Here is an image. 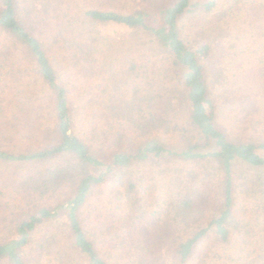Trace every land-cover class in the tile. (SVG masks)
<instances>
[{
  "label": "trees",
  "instance_id": "obj_1",
  "mask_svg": "<svg viewBox=\"0 0 264 264\" xmlns=\"http://www.w3.org/2000/svg\"><path fill=\"white\" fill-rule=\"evenodd\" d=\"M221 4L107 0L83 10L86 24L146 36L152 56L130 51L117 63L120 51L102 49L94 31L77 33L61 1L0 0V36L15 47L0 50V264H66L61 250L52 259L58 235H38L61 218L84 264H213L208 250L264 224V137L250 111L224 116L223 42L196 40L183 26L189 14L226 17L234 6ZM256 70L249 110L264 96V60ZM71 74L86 86L77 95ZM43 130L53 143L36 144ZM162 161L181 164L176 188L150 202L133 168ZM241 198L253 222L238 214ZM247 258L264 264V254Z\"/></svg>",
  "mask_w": 264,
  "mask_h": 264
},
{
  "label": "rangeland",
  "instance_id": "obj_2",
  "mask_svg": "<svg viewBox=\"0 0 264 264\" xmlns=\"http://www.w3.org/2000/svg\"><path fill=\"white\" fill-rule=\"evenodd\" d=\"M58 1L62 2L60 10L62 11L63 7V10L69 11L71 18L75 19L74 28L77 33L82 30H87L88 32L94 31L92 34L99 35L98 38L100 39L102 49L108 50L109 47H114L113 50L115 52L116 49L120 51L117 63L123 62V59H125V56L130 51H138L146 56L153 55L149 44L144 45L143 43L147 41L146 36L139 32H134L126 26L116 23L92 25L83 22V10L104 5L107 0ZM221 5L224 7H234L230 9L226 17L220 16L219 13L211 15L201 13L189 14L183 21L184 30L186 34L191 35V38L199 41H209L213 45L223 42L222 45H224L229 55L225 58L220 56L218 59L225 60V64L223 65L226 67L227 78L224 80V83L219 85L217 92L224 116L230 118L232 116H244L247 114V111H250L249 117L252 118V122L256 123V135L264 137V96L262 95L261 100L259 99V106L255 110H249L247 106L248 101L254 95H257V91L254 89L258 86L257 81H259V78L256 79L258 76H255L252 72L257 71L256 69L261 65V61L264 60V17L261 18L256 13L257 8H264V0H222ZM2 49L5 52L15 50L12 42L5 35L0 36V50ZM111 59L106 58L107 64L103 67L105 71L110 69L112 64ZM4 68L3 77L8 67L5 66ZM12 69L16 70L14 66H12ZM26 73L28 76L25 80H28L29 85L38 95L39 91L37 87L36 89L33 88L34 77L32 72L27 71ZM71 76L68 79V84L73 89V95L83 92L86 86L80 83L74 74H71ZM40 111L46 117L45 107ZM179 118L180 122L187 120L185 110L180 112ZM248 131L251 133L253 128ZM37 139L40 141L36 142L37 145L41 143L51 144L55 141L56 136L54 134L51 135L50 131L47 130L38 133ZM177 163L162 161L155 164L146 163L141 167L136 165L133 168L135 169L136 178H138L139 188L147 189L150 202L152 201V197L164 195L169 190L172 191L176 188L175 177L180 172L179 169L181 167V164L180 167H177L179 165ZM257 172L264 175V167L257 169ZM246 199H240L242 205L237 209V212L242 218L253 222L251 214L253 204L250 200ZM244 207L247 211H245ZM250 230L246 235L244 234L246 232L237 234L226 249H220L217 253L208 250L210 255H212L208 260L213 261V264H243L248 259L247 256L264 254V224H255ZM44 234L58 235L57 243L53 247L52 253L54 262H57L58 257L56 258V255L61 250L60 252L63 254L62 258L66 261V264H84L83 260L79 259L76 253L69 249L70 238L65 218L49 224L39 231L38 235L43 236ZM239 235L246 236L245 240L240 239Z\"/></svg>",
  "mask_w": 264,
  "mask_h": 264
}]
</instances>
